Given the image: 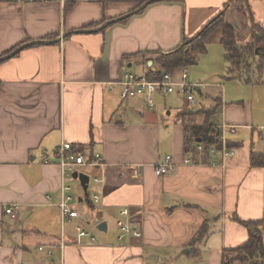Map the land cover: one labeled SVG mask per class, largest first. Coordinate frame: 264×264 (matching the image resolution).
Listing matches in <instances>:
<instances>
[{
    "label": "crops",
    "instance_id": "1",
    "mask_svg": "<svg viewBox=\"0 0 264 264\" xmlns=\"http://www.w3.org/2000/svg\"><path fill=\"white\" fill-rule=\"evenodd\" d=\"M147 1L76 0L66 12L60 1L0 0V56L126 17L100 32L27 48L0 65V264H145L146 253L159 257L184 248L198 250L196 262L222 264L225 249L248 240L232 217L263 218V50L239 69L228 67V82L236 85L222 95L216 121L226 126L235 155L224 161L219 155L186 164V132L168 111L167 97L156 95L151 110L144 97L123 101L120 83L134 66L145 74L151 53L174 51L224 8L238 41L248 44L253 24L264 27V1L165 0L139 11ZM181 73L173 74L176 81ZM189 82L204 85L200 91L218 86ZM65 143L90 158L100 154L105 164L80 169L90 177L89 196L60 165ZM253 152L261 154L262 166H252ZM167 156L175 169L158 177L155 166ZM81 194L79 202L88 203L84 215L73 204ZM67 196L80 217H63ZM12 205L15 217L6 213ZM125 209L129 217L121 215ZM120 220L142 236L120 241ZM104 222L107 232H91L96 242L78 240V226L97 229ZM203 226V238L190 250Z\"/></svg>",
    "mask_w": 264,
    "mask_h": 264
},
{
    "label": "trees",
    "instance_id": "2",
    "mask_svg": "<svg viewBox=\"0 0 264 264\" xmlns=\"http://www.w3.org/2000/svg\"><path fill=\"white\" fill-rule=\"evenodd\" d=\"M75 1L76 0L66 3V12L71 9ZM224 9L210 20L196 36L187 38L185 42L174 51L169 53L156 52L151 53V55L149 54L150 59H153L155 62L156 71L149 69L146 72V76L150 80L157 81L162 79L164 72L172 74L184 68L197 65L199 57L207 53V44L217 31H221L220 41L226 51V61H228L233 68H241L250 57L257 54V50H259L258 52L261 54L262 50L264 51V47L262 46L264 27L253 24L251 41L248 44H241L238 41L235 27L228 25L226 22L227 12ZM20 46L21 45H18L11 51L1 55L0 58L11 53ZM147 56L148 55H144V59H147ZM200 88L201 87L196 88L193 91L194 94L196 97L197 95L205 97L206 94L200 91ZM186 105L188 104L186 103ZM222 107V93H219L214 97V104L211 107L201 106L197 109L183 107L178 110L176 116L177 120L184 126L186 132L185 154L186 157L191 158L196 164H198L199 160H202V163L209 162L214 158L212 151L220 152L222 149V132L216 121L217 117L222 112ZM198 146L203 147V152L197 150ZM227 146L232 148L233 145L227 141ZM78 149L79 148L74 147L73 151L76 152ZM251 161L254 167L263 165L260 153L253 152ZM232 219L234 222L246 228L248 231V240L236 248L225 249L223 252L222 264H264V216L259 221H244L236 215H234ZM203 231L205 233V226L202 227L198 235L190 243V250L203 238ZM198 256L199 252L197 249H193L188 253V257L197 258Z\"/></svg>",
    "mask_w": 264,
    "mask_h": 264
},
{
    "label": "built area",
    "instance_id": "3",
    "mask_svg": "<svg viewBox=\"0 0 264 264\" xmlns=\"http://www.w3.org/2000/svg\"><path fill=\"white\" fill-rule=\"evenodd\" d=\"M40 1H60L64 6L66 3H69L73 0H17V2L20 3H36ZM264 1V0H263ZM262 46L264 47V38L262 40ZM152 63L154 64L153 60ZM149 61V62H150ZM150 65L149 68L152 71H156L152 66ZM182 77L180 81H176L172 74L169 73H163L161 80H150L146 73L139 75L132 72H126L124 74V79L121 81L120 85L122 87L121 91V99L123 101L135 99L137 97H144L145 103L148 105V107L151 110H154L156 108L155 104V97L156 95H161L162 97L166 98L169 95H178L179 97H184L185 101L188 105L196 104L197 98L194 94V90L196 88L202 87L204 85L201 84H194L190 83L188 80V73L187 68H184L182 71ZM221 132H222V149L220 152L212 151L214 156H221L223 158V161L227 158L233 157L235 155V151L233 148H229L227 146V141L225 140L224 134L226 126H220ZM73 146L71 144L65 143L61 150L59 151L58 155L60 158V165L64 169L65 173L70 178H73V174L75 172L82 173L80 169L83 167H93V168H100L104 167L105 164L102 162V158L100 154H95L91 158L89 156H86L84 151L78 149L76 152L73 151ZM197 150L199 152H203V147L198 146ZM186 164L191 165L194 164V162L191 160V158L186 157ZM175 169V164L173 162V159L171 156H167L165 160L155 166V173L158 177L165 176L169 174L171 171ZM87 175V174H86ZM96 183H100L103 181H99L98 179L95 180ZM69 187H65L64 191H69ZM94 198L97 200V197L94 196ZM72 201V197L67 196V198L60 204L61 212L64 218L66 219H75L80 217L79 212L72 209L70 206H68V202ZM15 207L14 205L9 206L6 209V213L8 215H11L12 217H15ZM121 215L129 217L130 211L128 209H125ZM118 227H119V240L122 241L125 238L129 237H135L140 238L142 236V233L132 228V225H130L126 221H118ZM78 232V240L88 239L90 242H96V237L89 231L88 229L84 227L78 226L77 228Z\"/></svg>",
    "mask_w": 264,
    "mask_h": 264
},
{
    "label": "rangeland",
    "instance_id": "4",
    "mask_svg": "<svg viewBox=\"0 0 264 264\" xmlns=\"http://www.w3.org/2000/svg\"><path fill=\"white\" fill-rule=\"evenodd\" d=\"M227 11L228 10H226V12ZM261 21L264 22V15ZM220 39H221V31H217L216 33H214L209 43L207 44V48H208L207 53L199 57L197 65L187 68L189 81L217 83L218 86L210 87V88L208 87L202 88L201 91H203L204 94H206V96L203 97L197 95L196 97L197 103L192 104L190 106L186 105V101L184 97H179L178 95L175 94L167 96L168 111H172L174 116L177 114L178 110L183 107L192 108V109H197L198 107L201 106L211 107L214 104V97H216L219 93H222V95L224 96L227 87L230 88L235 87L236 84L231 86L230 84L231 82H228L229 80L227 79L228 67L230 63H228L225 60L226 51L223 45L221 44ZM152 67L155 69L156 65L154 64ZM140 70L142 69H139L138 66L133 67V72L142 75L144 69L143 72ZM172 74H177V72H174ZM161 103H164V101H162ZM223 105L225 106L224 102ZM83 197L84 195L82 194L81 196L77 195L76 197H74L75 200L73 202V204H75V206H77L78 209L80 210L81 215H84L83 212L86 211L88 204L86 201H84L83 203L79 202V198H83ZM96 208H99V205H96ZM94 212L95 215H97L96 210ZM95 220L97 219L95 218ZM87 221L92 222V219L86 217L85 222ZM108 225L110 226V228L113 229L114 222L111 219H109ZM87 229L95 233L96 235H101V233L96 229V225L88 226ZM196 245L197 243L195 244V246ZM187 250H188L187 248H184L174 253H160V255H158L159 256L158 259L152 258V256H156L153 255L152 253H146L144 254V261L145 264H201L199 262H196L195 258L188 257V255L184 253ZM236 264H240V263H236Z\"/></svg>",
    "mask_w": 264,
    "mask_h": 264
},
{
    "label": "water",
    "instance_id": "5",
    "mask_svg": "<svg viewBox=\"0 0 264 264\" xmlns=\"http://www.w3.org/2000/svg\"><path fill=\"white\" fill-rule=\"evenodd\" d=\"M160 1H165V0H150V1H147L146 3H144V5H142L140 7L139 11L145 9L151 3L160 2ZM125 18L126 17H121L119 19H115V20H112V21H107V22L101 24L99 27L94 28L92 30H79V31L68 32V33L63 34L59 38H56L54 40H40V41H32V42H29V43H25V44L21 45L19 48H17L14 51H12L11 53H9V54H7L5 56H2L0 58V64L5 62V61H8V60L12 59L13 57H15L16 55H18L20 52H22L23 50H25L27 48H30V47H33V46H36V45L57 44V43H60L61 41H63L65 38H67L69 36H72V35H75V34H86V33L100 32V31L104 30L106 27H108L110 24L115 23V22H120V21H122ZM152 64H153L152 61H150L149 62V66L152 65ZM73 179L80 181L81 186H82V188L84 190V193L87 196L88 193H89L88 190H89V184H90V177L88 175L84 174V173L75 172L73 174ZM80 201L82 202V199H80ZM97 229L100 232H107V230H108L107 223H105V222L101 223L98 226ZM187 252H189V250H187ZM152 258L157 259L158 257L157 256H153Z\"/></svg>",
    "mask_w": 264,
    "mask_h": 264
}]
</instances>
